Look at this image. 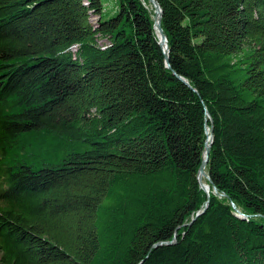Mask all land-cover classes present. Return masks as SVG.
I'll use <instances>...</instances> for the list:
<instances>
[{
	"label": "trees",
	"instance_id": "trees-1",
	"mask_svg": "<svg viewBox=\"0 0 264 264\" xmlns=\"http://www.w3.org/2000/svg\"><path fill=\"white\" fill-rule=\"evenodd\" d=\"M156 1L0 0V264H264V0Z\"/></svg>",
	"mask_w": 264,
	"mask_h": 264
},
{
	"label": "water",
	"instance_id": "water-1",
	"mask_svg": "<svg viewBox=\"0 0 264 264\" xmlns=\"http://www.w3.org/2000/svg\"><path fill=\"white\" fill-rule=\"evenodd\" d=\"M149 1L152 3L153 7L155 8V28L157 29L158 36L160 38L159 43L163 47L164 52L166 54V63H167V65H169L168 41H167V36L164 33L163 28H162V25H161L163 10L161 8V5L156 0H149ZM212 139H213V128H211V131H210L209 139L208 140L210 142H212ZM210 149H211V143H208L206 145L205 157H204V160H203V163H202V165L200 167V172H199V180H200L201 186L203 188H205L207 191H208L207 186H209V185H206L203 182V178L206 177V178L210 179V176L207 174V172L205 170V167H206L207 162L209 160ZM214 189L216 191V187H214ZM233 206L236 209V211H237V213H238L239 216L246 217V215L240 209L237 208V206L235 205V203H233Z\"/></svg>",
	"mask_w": 264,
	"mask_h": 264
},
{
	"label": "rangeland",
	"instance_id": "rangeland-1",
	"mask_svg": "<svg viewBox=\"0 0 264 264\" xmlns=\"http://www.w3.org/2000/svg\"><path fill=\"white\" fill-rule=\"evenodd\" d=\"M104 3V11H103V19L107 20L114 16L118 11L119 0H103ZM98 16L95 14H91V22L96 25L97 24ZM99 44L105 45L108 41L104 38H99ZM207 185V184H206Z\"/></svg>",
	"mask_w": 264,
	"mask_h": 264
},
{
	"label": "bare ground",
	"instance_id": "bare-ground-1",
	"mask_svg": "<svg viewBox=\"0 0 264 264\" xmlns=\"http://www.w3.org/2000/svg\"><path fill=\"white\" fill-rule=\"evenodd\" d=\"M210 132V131H209ZM207 189H209V186H207Z\"/></svg>",
	"mask_w": 264,
	"mask_h": 264
}]
</instances>
